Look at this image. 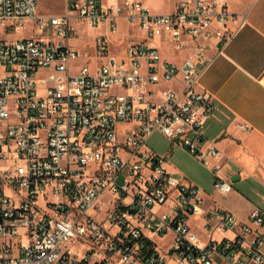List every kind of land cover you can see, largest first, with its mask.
I'll return each instance as SVG.
<instances>
[{
    "label": "built area",
    "instance_id": "obj_1",
    "mask_svg": "<svg viewBox=\"0 0 264 264\" xmlns=\"http://www.w3.org/2000/svg\"><path fill=\"white\" fill-rule=\"evenodd\" d=\"M73 19L110 33L124 19L146 35L114 51L99 33L80 64ZM245 22L226 0L167 12L65 0L47 14L38 0H0L2 31L33 33L0 35V264H264V232L207 207L205 190L146 145L161 132L212 172L216 192L233 190L204 136L214 95L199 86ZM249 219L264 229L263 209Z\"/></svg>",
    "mask_w": 264,
    "mask_h": 264
},
{
    "label": "crops",
    "instance_id": "obj_2",
    "mask_svg": "<svg viewBox=\"0 0 264 264\" xmlns=\"http://www.w3.org/2000/svg\"><path fill=\"white\" fill-rule=\"evenodd\" d=\"M226 1L232 12L245 15L246 22L201 77L199 89L212 93L216 105L206 121L204 136L225 155L223 167L231 172L226 177L222 168V175L232 184L244 179L251 186L248 192L233 188L224 197L206 193L205 205L229 210L239 221L264 232L249 219L254 208L264 210V0ZM162 50L163 56L167 51L171 53L168 58L176 62L183 60L181 54ZM237 175L239 178L233 180ZM180 177L189 181L184 175ZM196 230L200 231L197 227Z\"/></svg>",
    "mask_w": 264,
    "mask_h": 264
},
{
    "label": "rangeland",
    "instance_id": "obj_3",
    "mask_svg": "<svg viewBox=\"0 0 264 264\" xmlns=\"http://www.w3.org/2000/svg\"><path fill=\"white\" fill-rule=\"evenodd\" d=\"M106 3L115 2L116 0H104ZM122 1V0H119ZM145 6L152 11H169L172 10L178 0H141ZM38 12L39 13H64L65 12V0H38ZM74 27V35L70 39V43L77 48L81 57L78 63L83 64L86 59V54L91 49L96 35L99 33L109 34V38L112 43V49L117 51L120 39L126 41L127 39L134 38L139 39L141 35L135 28L130 27L128 29L126 23L123 20L119 21V27L116 32L109 33L106 23L100 25V27H93L90 24L83 22L79 23L77 20H72ZM135 33V34H134ZM33 34L30 30L25 29L21 32H13L11 35H7L6 31H2L0 26V35L6 38L22 37ZM150 44H157L155 39H149ZM159 44V43H158ZM165 50V49H164ZM171 55L170 52L165 51L164 56ZM93 60L90 62V68H93ZM146 145L151 147L157 154L165 156L164 161L168 169L176 173V176L184 175L191 182H194L200 186L206 193L215 197L220 195L222 197L228 194H220L213 189V174L204 166L196 157H194L189 151L184 149L178 144L171 146V142L168 137L159 131L154 132L146 141ZM231 170L227 167H223V174L226 177H230ZM234 189L248 192L251 186V182L248 180L240 179L233 181ZM24 230V229H23Z\"/></svg>",
    "mask_w": 264,
    "mask_h": 264
},
{
    "label": "water",
    "instance_id": "obj_4",
    "mask_svg": "<svg viewBox=\"0 0 264 264\" xmlns=\"http://www.w3.org/2000/svg\"><path fill=\"white\" fill-rule=\"evenodd\" d=\"M236 178H239V175H237L236 177H234L233 180L236 179Z\"/></svg>",
    "mask_w": 264,
    "mask_h": 264
}]
</instances>
